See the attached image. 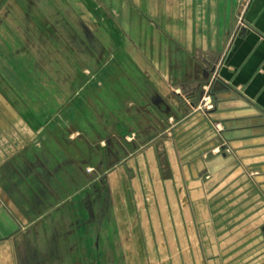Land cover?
Returning <instances> with one entry per match:
<instances>
[{"label":"rangeland","instance_id":"obj_1","mask_svg":"<svg viewBox=\"0 0 264 264\" xmlns=\"http://www.w3.org/2000/svg\"><path fill=\"white\" fill-rule=\"evenodd\" d=\"M86 1L0 0V87L22 113L44 103L36 95L54 94L37 148L40 160H70L71 235L77 220L84 263L141 264L106 243L132 237L149 240L146 264H264V112L222 99L216 54H175L182 67L153 70L155 78L126 69L127 60L161 58L109 51L118 22H95L100 8ZM97 23L105 29L95 35ZM131 73L129 114V102L110 95L126 85L117 92L110 82ZM163 81L180 94L164 97ZM141 146L155 160H113Z\"/></svg>","mask_w":264,"mask_h":264},{"label":"crops","instance_id":"obj_2","mask_svg":"<svg viewBox=\"0 0 264 264\" xmlns=\"http://www.w3.org/2000/svg\"><path fill=\"white\" fill-rule=\"evenodd\" d=\"M91 1L100 8L93 15L95 22H118L107 34L111 38L109 51L119 50L131 57L134 53H156L161 58V62L127 60L126 69L137 67L143 76L155 78L157 72L153 70L182 67L175 54H216L215 77L223 85L222 99L238 98L264 112V0ZM104 27L95 24V35ZM4 29L5 24L0 23L2 34ZM171 53L175 60L168 57ZM108 63L110 68L120 66L117 61ZM119 82L126 85L125 92L120 97L111 93V100L125 99L129 102L125 111L132 114L135 97L129 88H134L133 73L120 81L111 79L117 92ZM176 86L163 81L157 84V90L164 97L169 91L179 95ZM3 91L0 87V264H85L86 237L80 235L77 220L72 223L71 235L70 160H40L37 148L39 133L57 106L54 94L36 95L38 98L33 95L35 101L44 103L31 105L23 114ZM27 115L28 125L23 120ZM125 144L133 149L132 139ZM150 148L141 146V151L113 160H155ZM106 241L115 248L125 246L122 257L126 262L139 260L146 264L144 261L150 259V252L144 251L149 245L147 238H121L118 242L114 237ZM109 255V260L117 258L112 248Z\"/></svg>","mask_w":264,"mask_h":264}]
</instances>
